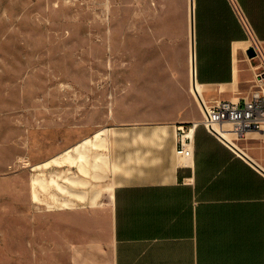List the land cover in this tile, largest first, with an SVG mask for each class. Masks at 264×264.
I'll list each match as a JSON object with an SVG mask.
<instances>
[{
	"label": "rangeland",
	"instance_id": "374dc122",
	"mask_svg": "<svg viewBox=\"0 0 264 264\" xmlns=\"http://www.w3.org/2000/svg\"><path fill=\"white\" fill-rule=\"evenodd\" d=\"M149 5L0 0V264H113L117 179L48 168L99 177L105 155L83 139L46 159L79 134L154 122Z\"/></svg>",
	"mask_w": 264,
	"mask_h": 264
},
{
	"label": "crops",
	"instance_id": "0c3cea01",
	"mask_svg": "<svg viewBox=\"0 0 264 264\" xmlns=\"http://www.w3.org/2000/svg\"><path fill=\"white\" fill-rule=\"evenodd\" d=\"M147 16L154 122L103 127L99 177L67 162L48 168L117 179L113 264H264V130L232 150L198 126L192 158L176 155V126L202 116L193 56L205 102L238 103L252 91L259 62L246 50L255 39L264 52V0H150Z\"/></svg>",
	"mask_w": 264,
	"mask_h": 264
},
{
	"label": "built area",
	"instance_id": "2783aa9c",
	"mask_svg": "<svg viewBox=\"0 0 264 264\" xmlns=\"http://www.w3.org/2000/svg\"><path fill=\"white\" fill-rule=\"evenodd\" d=\"M236 12L246 26L245 19L237 7ZM249 46L254 48L253 58L259 63L254 74L253 89L242 102L222 101L211 104L205 102L192 86V93L196 96L202 116L200 120L176 126V155L181 159L192 158L194 133L198 126L207 129L232 150L238 148L231 141L237 143L250 132L264 130V52L255 39L250 40ZM225 134L229 135L231 141Z\"/></svg>",
	"mask_w": 264,
	"mask_h": 264
},
{
	"label": "bare ground",
	"instance_id": "6f19581e",
	"mask_svg": "<svg viewBox=\"0 0 264 264\" xmlns=\"http://www.w3.org/2000/svg\"><path fill=\"white\" fill-rule=\"evenodd\" d=\"M192 80V79H191ZM194 90L200 95V96H202V93H201V87H200V85H198L197 83H195V85H194ZM203 97V96H202ZM106 133V130L105 129H100L99 131H97L95 134H94V136L92 137V138H86V139H84L82 142H80V144H84V143H89V144H91L92 145V147H96V148H103L104 146V137H103V135ZM225 136H226V138H230L229 137V135H226L225 134ZM230 140V139H229ZM231 141V140H230ZM231 143H234V145L237 147L238 146V144L237 143H235V142H233V141H231ZM68 153H67V155H65V157H68L69 158V160L71 159V160H73L75 157H74V155L73 154H71V153H69V151H67ZM75 153L77 154V157H82L83 156V149H82V147H80V146H75ZM98 159H100L101 161H104L105 162V160H104V157L101 155V154H99V155H96V160H98ZM57 161V158H54V160H53V162H56ZM43 164H45L46 165V163H43ZM95 164L96 165H98V163H97V161H95ZM39 166H41V165H39ZM82 166V163H80L79 164V167H81Z\"/></svg>",
	"mask_w": 264,
	"mask_h": 264
},
{
	"label": "water",
	"instance_id": "95a60500",
	"mask_svg": "<svg viewBox=\"0 0 264 264\" xmlns=\"http://www.w3.org/2000/svg\"><path fill=\"white\" fill-rule=\"evenodd\" d=\"M246 54L249 58H253V56L255 55V50L254 48L250 47L246 50ZM191 64H192V80H193V83L195 85L196 83V80H195V63H194V56H193V60L191 61Z\"/></svg>",
	"mask_w": 264,
	"mask_h": 264
}]
</instances>
